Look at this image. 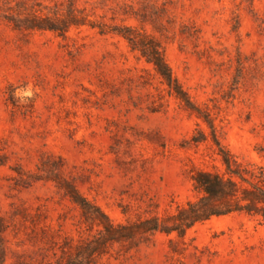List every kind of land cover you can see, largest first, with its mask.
<instances>
[{"label":"rangeland","instance_id":"374dc122","mask_svg":"<svg viewBox=\"0 0 264 264\" xmlns=\"http://www.w3.org/2000/svg\"><path fill=\"white\" fill-rule=\"evenodd\" d=\"M63 1L0 0L3 264H54L66 240L90 235L66 181L122 222L196 198L191 169L220 163L208 123L125 37L90 25L66 35L17 28L7 18L43 16ZM76 2L94 20L158 38L222 142L264 164V0ZM29 84L34 99L14 106L9 86ZM97 264H264V222L216 215L184 238L158 231L137 244L116 242Z\"/></svg>","mask_w":264,"mask_h":264},{"label":"trees","instance_id":"16d2710c","mask_svg":"<svg viewBox=\"0 0 264 264\" xmlns=\"http://www.w3.org/2000/svg\"><path fill=\"white\" fill-rule=\"evenodd\" d=\"M7 18L12 20L17 28L50 29L66 35L73 25H90L98 28L102 33L112 32L125 37L132 49L138 50L141 56L153 64L171 93L183 102L185 108L197 111L208 123L212 147L220 161L213 163L212 167L194 166L191 169V178L198 192L196 198L179 204L174 211L139 215L122 222L114 221L99 204L66 181L63 186L67 194L81 208L83 221L88 224L92 232L75 244H70V241L66 240L61 245L62 253L58 255L54 264H97L98 258L108 253L114 243L137 244L149 239L158 231L184 238L193 225L216 215L246 213L264 222V164L242 160L222 142L212 117L209 113L200 111V107L195 105L174 74L166 59L164 46L158 38L134 25H113L94 20L86 11V7L78 5L76 0H66V4L63 1L43 16L32 12L25 17L8 15ZM13 87V85L9 86L7 99L18 107L20 103L13 97L15 90ZM207 137L208 134L204 132L203 138L207 139ZM192 140L199 142L203 139L195 134ZM0 224H3L1 218ZM171 243H176L175 238H171ZM5 259V248L0 242V264H3Z\"/></svg>","mask_w":264,"mask_h":264},{"label":"clouds","instance_id":"9594fccd","mask_svg":"<svg viewBox=\"0 0 264 264\" xmlns=\"http://www.w3.org/2000/svg\"><path fill=\"white\" fill-rule=\"evenodd\" d=\"M38 90L34 89V87L29 84L23 88H17L13 92V97L20 104H27L31 102Z\"/></svg>","mask_w":264,"mask_h":264}]
</instances>
